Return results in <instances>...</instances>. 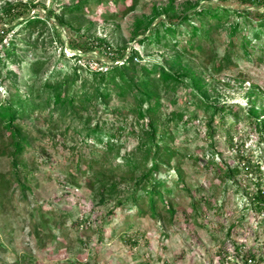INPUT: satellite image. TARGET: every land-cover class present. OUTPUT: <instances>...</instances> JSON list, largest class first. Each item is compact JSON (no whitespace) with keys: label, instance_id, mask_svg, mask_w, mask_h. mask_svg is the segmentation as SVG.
Instances as JSON below:
<instances>
[{"label":"rangeland","instance_id":"rangeland-1","mask_svg":"<svg viewBox=\"0 0 264 264\" xmlns=\"http://www.w3.org/2000/svg\"><path fill=\"white\" fill-rule=\"evenodd\" d=\"M16 1L0 0V15L9 4ZM79 1L81 0H37L40 5L38 10L43 15L47 8L63 14L62 9ZM208 1L210 0H108L99 6L91 5L83 13L65 15L64 20L78 36L83 35L92 40L102 39L117 48L135 47L146 61H151L154 58L172 56L176 51L163 48L159 52L155 47L139 45L138 41L142 36L137 34L145 32L147 35L149 28L159 18H165L166 11L173 10L179 14L192 7L198 9ZM210 2L218 4L217 0ZM229 6L239 7L237 4ZM132 7L134 10H131ZM249 9L264 12V7ZM48 22L52 23L51 20ZM60 30L66 56H83L82 52L69 48L67 32L63 28ZM55 32L49 23L37 25L30 30L18 26L5 40V44L11 41L16 44L18 57L15 63L10 64V69L18 73L23 91L31 84L30 74L35 61L47 62L40 72L36 87L52 73L70 72L73 61L59 55ZM227 36L225 28H221L216 36L219 57L225 53ZM258 55L255 53L254 57ZM84 56L95 57L106 65L111 64L97 52ZM189 60L193 70L189 76L197 77L212 99L236 105L234 110L240 113V129L246 128L247 98L251 90L256 89L261 93L260 97L256 96L254 99L264 118V62L259 65L236 58L237 66L219 72V62L214 66L205 65L202 58L190 56ZM90 63L97 67L93 62ZM0 66L4 68L8 64L1 63ZM86 77L84 73L82 78ZM8 83V80L3 82L0 79V98L7 95ZM171 96L163 100V115L169 116L171 111L181 108L185 100L192 101L191 90L186 88H180L176 93V106L168 103ZM118 104L117 98H113L108 108L100 107L95 114L91 110V116L95 115L93 123L97 118L103 121L106 119L107 127L113 130L122 125L123 114H117V118L110 114ZM189 108L190 111L194 110L193 106ZM197 113L199 120L191 128L173 131L176 137L174 149L180 152V167L184 172L185 182L184 186L182 184L176 187L174 194L168 199L175 210L172 217L162 204L159 206L160 217L154 218L150 214H138L131 205L114 208L115 200L107 204L101 203L97 187L94 191L87 186L88 179L93 178L87 167L82 166L81 171L77 170L76 160L70 151L74 144L71 140L66 141L65 146L62 137H58L57 147L53 146L49 138L37 140L35 148L26 153L33 172L31 180L27 182L31 190L26 191L24 198L21 192L15 191L16 185L12 184L10 194L14 192L13 195L9 194L7 198L0 196V264H243V260L235 255L237 246L264 259V215L258 216L244 210L247 201L244 195L245 185L254 189V184L238 178L236 180L242 188L237 190L235 182H223L216 174L217 171L223 172L224 163L234 165L235 153L228 148L225 134H219L213 141L215 151L222 156L212 153L206 136L207 115L203 109H198ZM88 115L90 114L86 117ZM22 121L32 129L47 128L44 123L27 119ZM127 123V130L121 139L122 152L117 158L110 155L104 161L102 148L87 155L86 159L93 157L99 161L95 165L96 169L100 168L102 162L108 168L121 166L124 155L135 149L138 140L128 133L130 128L138 132L140 126L133 116L128 117ZM61 127L64 129L65 126ZM33 136L39 137L36 130L33 131ZM242 136H238L236 141H246L247 155L253 156L254 161L260 159L264 182V143H258V136L255 134H251L249 138L246 134ZM74 138L79 140L76 135ZM87 151L83 149L82 154L85 155ZM212 159L216 163L208 164ZM1 163L2 170L7 171V159H2ZM71 175L77 179V185L71 183ZM162 177L168 179L169 187L175 185L176 176L173 171ZM130 191L131 185L125 183L120 186L119 195L124 198ZM194 201L196 205L193 204ZM127 234L138 238L134 248L124 242L122 237ZM226 252L229 253V260L224 257Z\"/></svg>","mask_w":264,"mask_h":264},{"label":"trees","instance_id":"trees-1","mask_svg":"<svg viewBox=\"0 0 264 264\" xmlns=\"http://www.w3.org/2000/svg\"><path fill=\"white\" fill-rule=\"evenodd\" d=\"M210 1L198 9L192 7L179 14L173 10L166 11L165 18H159L149 28L147 35L145 32L137 34L142 36L139 45L155 47L159 52L163 48L176 51L172 56L151 61H146L135 47L117 48L102 39L78 36L64 20L65 15L83 13L91 5L99 6L108 0H81L62 9L63 14L47 8L45 15L38 10L40 5L37 0H17L9 4L0 15V64H8L4 68L0 66V79L9 81L7 95L0 98V196L7 198L11 185L15 184V191L21 192L25 198L26 191L31 190L27 182L33 175L26 153L35 148L37 140L49 138L53 146L57 147V138L62 137L65 146L68 140L74 143L70 151L76 160L77 170L81 171L82 166L87 167L93 176L88 179L87 186L94 191L97 187L101 203L115 200L114 208L131 205L138 214H150L154 218L160 217L159 206L162 204L172 217L175 210L168 199L176 187L184 186L185 182L180 167V152L174 149L176 137L173 131L191 128L199 120L197 110L203 109L207 115L206 136L212 153L222 156L215 151L213 143L219 134H225L228 148L235 153L234 165L224 163L223 172L217 171L216 174L223 182H235L237 190L242 187L236 179L252 181L254 189L245 185L247 201L244 210L258 216L264 215V182L260 159L254 161L253 156L247 155L246 141H236L238 136L241 138L246 134L249 138L255 134L258 143H264V118L254 99L260 97L261 93L256 89L250 91L246 109L248 129H240V113L234 110L236 105L212 99L198 78L189 76L193 73L190 56L202 58L205 65L215 66L219 62V72L237 66L236 58L259 65L264 62V12L249 9L264 7V0H217L218 4ZM230 4L239 7L233 8ZM47 23L56 31L54 39L59 45V55L73 61L71 70L66 74L59 71L52 73L36 87L40 72L47 62L35 61L30 74L31 84L23 91L18 73L10 69V64L15 63L18 57L16 44L13 41L5 44V40L18 26L30 30ZM59 27L67 32L69 48L82 52L83 56H66ZM221 28H225L228 36L225 53L219 57L216 36ZM90 52H97L111 64L106 65L95 57L84 56ZM255 53L259 54L256 58ZM90 62L96 64L97 68L93 69ZM84 73L86 78H82ZM180 88L191 90L192 101L185 100L181 108L171 111L169 116L163 115L164 98L172 95L168 103L176 106V93ZM113 98H117L119 104L110 114L115 118L117 114L124 116L122 125L114 130L107 127L106 119L97 118L93 123L95 115L91 116L92 111L95 114L100 107L108 108ZM190 106L194 107L193 111H190ZM87 114L90 115L86 117ZM129 116H133L140 126L138 132L130 128L128 133L138 140L137 146L130 154L124 155L121 166L108 168L102 162L100 168L96 169L95 165L99 161L93 157L86 159L87 155L102 148L104 161L110 155L117 158L122 152L121 139L127 130ZM232 117L233 121L230 119ZM23 119L47 124V128L32 129ZM63 125L64 129L61 127ZM34 130L39 137L33 136ZM75 135L79 140H75ZM83 149L88 150L85 155L82 154ZM4 158L8 162L7 171L2 170L1 160ZM215 163L212 159L208 164ZM171 171L175 173L176 179L175 185L169 187L168 179L162 175ZM71 178V183L77 185V179L72 175ZM125 183L131 185V191L121 198L119 188ZM193 204L196 205V201ZM122 238L132 248L137 246L136 236L127 234ZM235 250V255L243 260V264L264 262L252 251H244L242 246H237ZM224 257L228 259L229 253L226 252Z\"/></svg>","mask_w":264,"mask_h":264},{"label":"built area","instance_id":"built-area-1","mask_svg":"<svg viewBox=\"0 0 264 264\" xmlns=\"http://www.w3.org/2000/svg\"><path fill=\"white\" fill-rule=\"evenodd\" d=\"M91 67L93 68V69H96L97 67H93L92 65H91Z\"/></svg>","mask_w":264,"mask_h":264},{"label":"bare ground","instance_id":"bare-ground-1","mask_svg":"<svg viewBox=\"0 0 264 264\" xmlns=\"http://www.w3.org/2000/svg\"><path fill=\"white\" fill-rule=\"evenodd\" d=\"M80 53V51H78Z\"/></svg>","mask_w":264,"mask_h":264}]
</instances>
